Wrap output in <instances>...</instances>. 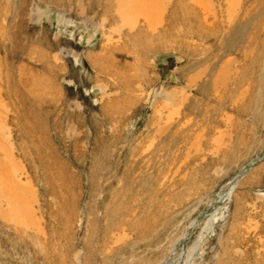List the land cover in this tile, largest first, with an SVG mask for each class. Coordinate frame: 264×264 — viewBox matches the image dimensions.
Returning a JSON list of instances; mask_svg holds the SVG:
<instances>
[{"label":"rangeland","instance_id":"rangeland-1","mask_svg":"<svg viewBox=\"0 0 264 264\" xmlns=\"http://www.w3.org/2000/svg\"><path fill=\"white\" fill-rule=\"evenodd\" d=\"M103 1L0 0V264H264V0Z\"/></svg>","mask_w":264,"mask_h":264},{"label":"bare ground","instance_id":"bare-ground-1","mask_svg":"<svg viewBox=\"0 0 264 264\" xmlns=\"http://www.w3.org/2000/svg\"><path fill=\"white\" fill-rule=\"evenodd\" d=\"M101 1L103 0H98ZM107 2H112V4L115 7H112V9H114L116 15H118V19L123 22L126 26L130 27V29L132 30L133 28H135L136 24H138V22H140L141 18H144V20L146 21V28L149 32L150 30H152L155 27V15H158L159 17H161V15L163 14L164 10H165V3H161L162 0H105ZM168 1V0H167ZM104 2V1H103ZM193 2V7L197 8V7H201V9H205L207 8V10H209V8L207 6L208 3L205 2V0H192ZM190 2V3H192ZM111 4V3H110ZM109 5V4H108ZM211 5V4H210ZM95 6V5H94ZM110 7V6H109ZM102 8V7H101ZM101 12V11H100ZM108 12V7H106L105 10V15L107 16ZM213 13V12H212ZM158 19V17H157ZM205 23L206 24V19L205 22L202 20L201 24ZM146 30V29H145ZM147 34V33H146ZM150 34V33H149ZM231 37V36H230ZM199 76V75H198ZM126 180V179H125ZM128 185V184H127ZM124 188V187H123ZM125 189V188H124ZM127 189V188H126ZM130 189V188H129ZM122 190V189H121ZM131 190V189H130ZM121 193V192H120ZM124 195V194H123ZM2 197V196H1ZM14 199L10 197L8 198L9 204H12V201ZM117 204V203H116ZM122 205V204H121ZM117 206V205H116ZM120 206V205H119ZM116 209V208H115ZM119 209V208H118ZM121 211V210H120ZM11 212V211H10ZM13 215L14 212H17V210L13 209L12 210ZM122 212V211H121ZM120 212V213H121ZM119 213V212H118ZM17 214V213H16ZM115 214V213H114ZM16 216V215H15ZM12 217V216H11ZM119 217V216H118ZM10 218V216H9ZM113 218V216H112ZM118 219V218H117ZM138 220V219H137ZM109 221V220H108ZM118 221V220H117ZM116 222V221H115ZM140 222V221H139ZM121 224H125V221H123ZM137 226V222L135 223ZM113 226V225H112ZM131 226V225H130ZM148 227V225H147ZM115 228V227H114ZM118 227H116L115 229H117ZM114 230V229H113ZM151 231V230H150ZM109 232V231H108ZM109 234V233H108Z\"/></svg>","mask_w":264,"mask_h":264}]
</instances>
